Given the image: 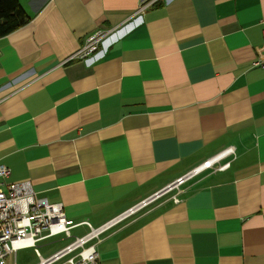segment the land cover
Listing matches in <instances>:
<instances>
[{
    "label": "crops",
    "instance_id": "crops-1",
    "mask_svg": "<svg viewBox=\"0 0 264 264\" xmlns=\"http://www.w3.org/2000/svg\"><path fill=\"white\" fill-rule=\"evenodd\" d=\"M19 1L29 21L0 37L8 180L99 226L233 146L108 231L99 261L264 264V0Z\"/></svg>",
    "mask_w": 264,
    "mask_h": 264
},
{
    "label": "built area",
    "instance_id": "built-area-1",
    "mask_svg": "<svg viewBox=\"0 0 264 264\" xmlns=\"http://www.w3.org/2000/svg\"><path fill=\"white\" fill-rule=\"evenodd\" d=\"M143 9L144 7L140 11ZM106 35L104 31H96L89 35L85 44L71 56V60L90 57L97 51ZM253 64L264 67V59H257ZM234 152L233 146L227 147L152 196L99 226L92 225L87 219L77 221L70 217L64 210L63 203L50 202L47 197L39 195L30 180L9 181L11 169L0 163V264H7L8 258L13 254H15L13 264H18L16 253L26 247L34 248L39 258L36 264H101L99 243L108 231L165 193L174 192V201L179 202L181 200L179 193L185 183L204 171L227 169L231 165V160L226 159ZM81 226H86L87 231L75 234L74 230ZM59 236L60 240H70L60 249L45 256L40 250L39 243Z\"/></svg>",
    "mask_w": 264,
    "mask_h": 264
},
{
    "label": "trees",
    "instance_id": "trees-1",
    "mask_svg": "<svg viewBox=\"0 0 264 264\" xmlns=\"http://www.w3.org/2000/svg\"><path fill=\"white\" fill-rule=\"evenodd\" d=\"M29 21L19 0H0V37L8 35Z\"/></svg>",
    "mask_w": 264,
    "mask_h": 264
},
{
    "label": "rangeland",
    "instance_id": "rangeland-1",
    "mask_svg": "<svg viewBox=\"0 0 264 264\" xmlns=\"http://www.w3.org/2000/svg\"><path fill=\"white\" fill-rule=\"evenodd\" d=\"M60 237L61 236L39 243L41 252L44 255H48L50 252L60 248L70 240H60ZM14 257L15 254L11 255L7 260V264H13ZM16 257L18 260V264H33L38 260V256L36 255L35 250L32 247L19 249L16 253Z\"/></svg>",
    "mask_w": 264,
    "mask_h": 264
}]
</instances>
